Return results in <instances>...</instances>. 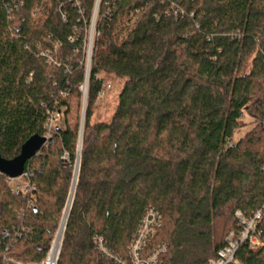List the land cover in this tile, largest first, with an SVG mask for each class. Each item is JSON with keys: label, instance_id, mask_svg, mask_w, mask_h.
Masks as SVG:
<instances>
[{"label": "trees", "instance_id": "1", "mask_svg": "<svg viewBox=\"0 0 264 264\" xmlns=\"http://www.w3.org/2000/svg\"><path fill=\"white\" fill-rule=\"evenodd\" d=\"M96 3L0 0V155L45 137L48 111L63 122L26 164L31 194L0 174V264L45 262L62 220L57 264H108L96 239L126 257L150 207L163 220L157 264H207L243 229L236 213L264 205V0H101L80 148L68 117ZM101 74L126 80L109 123L92 121ZM258 231L264 241V211ZM236 257L264 264V247Z\"/></svg>", "mask_w": 264, "mask_h": 264}, {"label": "built area", "instance_id": "2", "mask_svg": "<svg viewBox=\"0 0 264 264\" xmlns=\"http://www.w3.org/2000/svg\"><path fill=\"white\" fill-rule=\"evenodd\" d=\"M100 1L97 0L96 8L93 14L91 25L88 29L87 38L84 45V57L87 62L92 60L93 56V47H94V37L96 32V19L98 15V9L100 6ZM46 3V0H44ZM36 12L34 13V17ZM65 18V16L63 15ZM91 32V33H90ZM76 37V36H75ZM59 43H54V47L58 48ZM44 56L49 57L48 53H43ZM89 67L87 71L89 73ZM80 90L83 96L88 93V84L87 82L80 87ZM113 91V86L109 82H104L100 91L98 92V102L105 101L109 94ZM68 95H66L67 97ZM49 114V120L47 123L48 133L45 136L49 140L52 129L55 127V123L60 121L62 118V113L60 111L47 112ZM264 171V168H263ZM28 173H25L16 179H11L7 177V182L10 186L11 191L19 195L31 194L35 188L30 184ZM34 206V201L31 200L29 207ZM264 211L263 207L257 211L251 220H245L240 212L236 213V216L243 226V229L238 232H231L226 239V246L220 249L216 256L209 260L207 264H241L237 259L236 253L241 247H246L250 252H258L264 247V241L261 239L262 233L258 231V224L262 219V213ZM22 215V213H21ZM163 228V220L161 215L152 207L148 208L136 230V233L133 237L131 245L128 248V254L126 257L116 255L112 253L105 245L102 238H97V248L99 252L108 260V264H157L159 262L160 256L166 252V246L160 245L154 250L148 251L150 243L154 240L157 234ZM52 248L50 250V253ZM50 253L48 258L42 264L50 263ZM55 264V263H54Z\"/></svg>", "mask_w": 264, "mask_h": 264}, {"label": "rangeland", "instance_id": "3", "mask_svg": "<svg viewBox=\"0 0 264 264\" xmlns=\"http://www.w3.org/2000/svg\"><path fill=\"white\" fill-rule=\"evenodd\" d=\"M96 22H97V19H96ZM96 36H97V34L95 32L94 42H95ZM91 61L92 60L87 62L86 68L89 67V69H91ZM86 71H87V69H86ZM89 73H90V70H89ZM101 75H102L104 82H109L112 84L113 91L109 94L108 98L105 101L101 102L100 104L95 105L94 113H93L94 116L92 118V121L93 122L109 123L111 121L114 113H115L116 108H117L118 98H119V95H120L124 85H125L126 80L121 79L114 74H101ZM87 76H88V71H87ZM86 82H87V79H86ZM88 84H89V82H88ZM84 101H85V96H83V99L80 101V103H78L75 99H73L72 100V114H71V116L68 117V121L71 124L74 121L75 114L76 113L78 114V122L80 125V131L82 130V128H84V123H85L86 107L84 105V103H85ZM58 124L63 126L62 121L61 122L58 121L57 123H55V126ZM246 131H247L246 129H242L240 132H238L236 138L239 139L240 137H244L245 134L247 133ZM67 159L68 158H66V157L63 158V160L65 162H67ZM77 162H78V160H77ZM77 162H76V166H77ZM79 164H80V161H79ZM76 166H75V170H76ZM74 177H75V171H74ZM73 184H74V179H73ZM72 187H73V185H72ZM62 222H63V220H62ZM60 228H61V226H60ZM59 230H58V233L56 235L54 242L57 239V236L59 234ZM62 239H63V237H62ZM54 242H53V245H54ZM53 245L51 248H53Z\"/></svg>", "mask_w": 264, "mask_h": 264}, {"label": "water", "instance_id": "4", "mask_svg": "<svg viewBox=\"0 0 264 264\" xmlns=\"http://www.w3.org/2000/svg\"><path fill=\"white\" fill-rule=\"evenodd\" d=\"M88 82H89V73L87 76V84H88ZM86 101H87V95H85V101H84L85 107H86ZM82 135H83V128H82L81 133H80V148H81V143H82ZM47 143H48L47 138L35 135V136L31 137L22 146L20 154L16 158H14L12 160H6L0 155V174L6 176L8 178H11V179H16V178L21 177L25 172L26 164L30 160H32L33 158H36L38 156V154L42 151V149L47 145ZM77 160H78V162H77V166H76V170H75L74 184L72 187V192H71V195L69 198V203L67 206V209H69V212L71 210V204H72V200H73V196H74L73 194L75 193L76 181H77L78 173H79L80 150L78 153V159ZM67 220H68V217L66 218V223H67ZM62 225H63V222H62ZM62 225H61V228L59 230V233L62 232V236H61V240H60V246H59L58 256L56 258V263H57L58 258H59V253H60V248H61V243H62V237H63L64 230H65L64 229L62 231Z\"/></svg>", "mask_w": 264, "mask_h": 264}, {"label": "bare ground", "instance_id": "5", "mask_svg": "<svg viewBox=\"0 0 264 264\" xmlns=\"http://www.w3.org/2000/svg\"><path fill=\"white\" fill-rule=\"evenodd\" d=\"M74 195V194H73ZM69 214H70V212H69V209L67 210V214H66V218L67 217H69ZM64 217H65V214H64ZM65 226H66V224H65ZM61 235H62V232H61V234H60V237H61ZM60 239V238H59ZM59 239H58V241H59ZM58 246H59V244H57V247H56V250H55V253H54V257H53V260H52V264L54 263V260H55V257H56V253H57V250H58ZM58 256V255H57ZM57 258V257H56Z\"/></svg>", "mask_w": 264, "mask_h": 264}]
</instances>
